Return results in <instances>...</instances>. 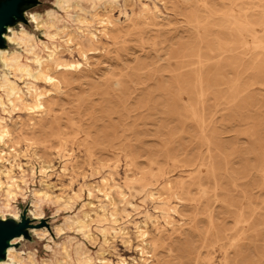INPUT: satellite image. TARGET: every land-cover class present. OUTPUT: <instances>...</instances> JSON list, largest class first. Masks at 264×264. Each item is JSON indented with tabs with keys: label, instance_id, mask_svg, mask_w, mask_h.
Returning <instances> with one entry per match:
<instances>
[{
	"label": "rangeland",
	"instance_id": "1",
	"mask_svg": "<svg viewBox=\"0 0 264 264\" xmlns=\"http://www.w3.org/2000/svg\"><path fill=\"white\" fill-rule=\"evenodd\" d=\"M51 1L41 0L36 11L42 14L52 7ZM104 1L71 2L68 20L59 13L66 22L53 20L48 23L52 28H46V33H54L61 26L73 31L79 27L94 31L95 23L87 26L76 23L78 13L72 7L77 5L90 12L93 5L101 6ZM151 1L159 10L156 27H142L137 20L139 30H131L121 23L119 31L101 37L95 46L84 41L86 49H96L89 53L85 63L60 39L49 35L44 39L40 32H33L37 39L43 40L34 46L36 56L44 59L54 48H62L66 60L79 61L83 66L62 76L58 89L46 87L49 90L46 102L52 113L33 127L29 126L27 116L6 115L0 109V119L11 128L13 136L19 132L28 140H47L52 146L50 152L41 147L36 149L38 156L53 166L51 171L41 174L32 151L22 140L17 145L20 160L27 165L16 174L19 191H12L19 195L23 189L26 199L17 196L10 207L21 211L31 201L32 190H46L52 198L41 203V219L46 225L35 228L46 230L47 236L38 239L32 235L29 241L17 242L14 250L33 253L38 263L61 261L65 257L62 247L69 256L66 264H83L86 258L95 262L99 253H104L113 264L120 257L130 263L138 258L133 224L145 221L147 213L157 221L154 225L148 223L146 228L147 250L151 255L148 264H264V181L256 169L264 156V71L260 74L259 65L255 68L250 64L235 76L227 68L231 82L226 84L216 68L208 64L203 69L201 85L194 82L189 68L179 81L172 76L165 59L193 52L195 36L187 13L197 10L204 16L202 5L196 0H188L187 7L181 5L182 0L178 3L165 0V4ZM205 2L215 11L225 12L231 7L260 6L264 0ZM121 4L119 0V6L110 12L120 22L124 20L119 14L123 11ZM139 7L132 0L124 10L135 16ZM25 28L32 32L29 25ZM204 47L201 52L206 55ZM258 59L260 64L264 63L263 55ZM22 63L35 69L30 56ZM215 74L219 76L214 77ZM26 82V78L18 81L23 93ZM15 120L17 123L13 124ZM57 131L69 138L67 151L60 156L52 154L57 146L52 135ZM62 166L68 172L58 178ZM97 168L102 169L98 177L93 175ZM109 171L114 184L136 206L119 215L118 224L109 217L101 218L96 196L90 199L86 196L87 183H96ZM141 173L146 178L144 184L150 183V189L163 193L164 201L176 207L170 225L163 223L160 211L154 210L157 205L145 199L146 193L141 192L140 186L126 188L121 184L125 174L133 178ZM167 181L170 191L164 188ZM60 184L64 196L62 201L55 202ZM171 192L177 195L173 197ZM113 196L118 203L115 192ZM3 202L0 193V205ZM118 208L121 212V207ZM239 211L253 226L235 227ZM86 213L90 219L85 231L90 238L75 225ZM65 216L63 233L56 235L54 226L62 225ZM118 227L128 230L130 246L120 239L110 238L107 242L102 239L103 232L110 234ZM23 264L29 262L24 260Z\"/></svg>",
	"mask_w": 264,
	"mask_h": 264
},
{
	"label": "bare ground",
	"instance_id": "2",
	"mask_svg": "<svg viewBox=\"0 0 264 264\" xmlns=\"http://www.w3.org/2000/svg\"><path fill=\"white\" fill-rule=\"evenodd\" d=\"M73 1L77 0H52V7L45 9L42 14L37 11H31L26 14V19L32 28V32H29L25 26L19 25L14 29H9L5 35L8 47L0 50V109L6 115L22 114L27 116L29 126L31 127L36 125L43 117L51 116L52 110L47 106L46 102V98L49 95V90L46 87L49 86L58 89L62 76L71 72H77L83 66L79 61L72 62L66 60L63 57L65 50L62 48H54L44 59L36 56L33 52L34 46L39 45L43 40L37 39L33 32H40L44 39L48 35L51 38L60 39L65 46L70 47L77 54L79 60L85 63L89 53L96 49H86L83 45L84 41L88 42L90 46H95L101 37H107L111 31H119L118 25L121 23L131 30H139L140 23L137 20L141 21L142 27L157 26L156 20L158 19L159 10L156 7L157 5L152 1L135 0L139 3L140 7L138 14L134 16L132 12L124 10L126 6L130 5L132 0H121L123 11H120L119 14L122 15L124 20L120 22L118 17H112L110 15V12L119 6V0H105L101 6L93 5L90 12L85 11L77 5L72 7V10L78 13L75 17L76 23L79 26H87L95 23L96 28L94 31H85L80 27L77 31H73L68 26H61L55 28L54 33L47 34L45 29L52 28L51 24L48 23L53 20L62 22H66L65 19L68 20V14L71 11L70 3ZM154 1L165 4V0ZM187 1L182 0L183 3L181 5L187 7L185 6ZM196 1L201 3V11L204 12V16L199 15L197 10H192L193 12L187 13L190 19L188 24L195 36L193 38L195 43L193 52L188 56L180 54L165 59L167 67L173 73L172 76L180 81L187 75L186 69L189 68V70L192 69L190 74L194 82L201 85L203 69L208 64L216 68V73L221 75V79L225 80L226 84L231 82L227 78L229 76V72L225 71L227 68L231 70L232 75L237 76L242 68L244 69L250 64L257 68V65H259V72L261 74L264 71V63L260 64L258 56H264V2L260 6L252 5L248 8L240 6L237 9L231 7L225 12H219L208 6L205 0ZM176 2L178 3L180 1L176 0ZM148 3H150V6ZM100 11L103 12L102 15H100ZM59 13H62L65 19ZM202 45L206 48V55H203L201 52ZM29 56L32 57V62L35 65V69L33 70L22 63ZM172 59H175V61L170 62ZM217 74L213 76L218 77L219 75ZM21 78L28 80L25 83V93L18 88V81ZM37 84H41L43 87L41 88ZM12 123L16 124L17 120ZM52 139L57 143V146L53 148L54 153L52 154L60 156L66 153V145L69 138L62 131H57L52 135ZM21 140L24 142L26 148L32 151L33 158L39 163V172L41 174L53 169L51 162L44 161L38 156L36 151V149L41 147V149L43 148V150L50 152L52 146H50L51 144L48 145L49 141L43 140L37 142L34 139L28 140L19 132L13 136L11 128L0 119V162H6V164L0 165V193L3 194L4 198V202L0 205L1 220L6 217L18 219L20 211L15 206L10 207V203H14L17 196H20L23 201L26 199V191L23 189L19 195L15 191H12V189L19 191V180L16 178V174H19L23 166L27 165V163L21 162L17 150V145ZM263 157H260V162L256 166V169L258 168L257 173L260 175L262 181H264ZM101 168L104 167L101 166ZM100 170L102 169H95L93 175L98 177ZM67 172L68 169L62 166L57 177L65 176ZM84 178L82 176L83 180ZM145 181L144 173L137 174L133 178H129L125 174L121 184L126 188H131L134 185L140 186L142 188L141 192L146 193L145 199L157 205L154 210L160 211L163 223L170 225L173 219L172 214L176 213V207L170 206L166 199L164 201V194L150 189V183L144 184ZM179 184L182 186L184 182L180 181ZM46 185L50 188L56 187L54 184ZM198 185L200 186V184ZM61 186L63 185H59V194L56 196L55 202L62 201L64 196ZM164 188L167 191L171 190L169 181L165 183ZM113 192H115L119 199L118 203L117 199L113 196ZM86 193L88 199L92 198L93 195L96 196L97 207L101 218L109 217L115 224H118L119 215L122 213L126 214L127 209H136L134 202L128 198L127 194L117 184H114L110 171L96 183H87ZM176 195L177 193L171 192V196L174 197ZM31 198L28 214L32 219L39 220L43 217L41 203L52 198V196L46 190H32ZM39 198L43 200L40 201ZM263 202L262 204H264ZM88 205L92 207L93 203L89 202ZM118 206L121 207V212ZM145 215V221L133 224L134 239L137 242L135 249L138 258L131 259L129 263L125 258L120 257L115 264L149 263L148 259L151 255L147 250L149 244L146 228L148 223L154 225L157 221L154 216L147 213ZM237 217L234 222L235 227H238L240 224L246 225L248 228L253 226L249 219L244 218L243 211H239ZM89 219L90 215L86 213L83 220L75 222L78 231L85 232L87 238L91 236L85 231ZM66 220L67 216L63 218L62 225L54 226V233L56 235L63 233L62 227H64ZM31 234L38 239H44L47 236V231L44 229H32ZM110 238L120 239L122 244L126 246H130L131 244V240L128 237V230L124 227L113 229L110 234L102 233V239L105 242L109 241ZM19 241L21 239L18 238L14 239L11 243L14 245ZM63 243L59 245V248ZM46 248L49 247L46 246ZM62 249L65 257L56 264H66L69 259L65 248L62 247ZM98 256L95 262H92L90 258H86L83 264H113L110 259L106 258L104 253H99ZM24 260H27L29 264L38 263L33 253L18 252L11 246L7 249L6 260L2 264H23ZM38 264H48V261L41 260Z\"/></svg>",
	"mask_w": 264,
	"mask_h": 264
},
{
	"label": "water",
	"instance_id": "3",
	"mask_svg": "<svg viewBox=\"0 0 264 264\" xmlns=\"http://www.w3.org/2000/svg\"><path fill=\"white\" fill-rule=\"evenodd\" d=\"M41 6V0H0V50L8 47L5 35L9 29H14L19 25H29L26 14ZM29 204L19 213L18 219L6 217L0 219V262L6 260L7 249L12 245L14 239L31 240V230L44 227L43 219L34 220L29 214Z\"/></svg>",
	"mask_w": 264,
	"mask_h": 264
},
{
	"label": "clouds",
	"instance_id": "4",
	"mask_svg": "<svg viewBox=\"0 0 264 264\" xmlns=\"http://www.w3.org/2000/svg\"><path fill=\"white\" fill-rule=\"evenodd\" d=\"M0 264H2V262H0Z\"/></svg>",
	"mask_w": 264,
	"mask_h": 264
}]
</instances>
